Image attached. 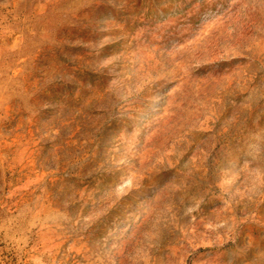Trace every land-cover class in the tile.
Masks as SVG:
<instances>
[{
  "label": "rangeland",
  "instance_id": "374dc122",
  "mask_svg": "<svg viewBox=\"0 0 264 264\" xmlns=\"http://www.w3.org/2000/svg\"><path fill=\"white\" fill-rule=\"evenodd\" d=\"M0 264H264V0H0Z\"/></svg>",
  "mask_w": 264,
  "mask_h": 264
}]
</instances>
